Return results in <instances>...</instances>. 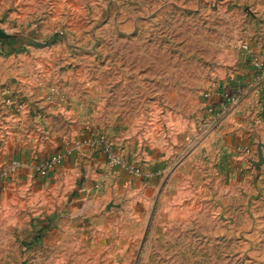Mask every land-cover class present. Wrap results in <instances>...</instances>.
<instances>
[{
  "label": "rangeland",
  "instance_id": "obj_1",
  "mask_svg": "<svg viewBox=\"0 0 264 264\" xmlns=\"http://www.w3.org/2000/svg\"><path fill=\"white\" fill-rule=\"evenodd\" d=\"M253 69L264 0H0V153L103 158L0 164V264H264Z\"/></svg>",
  "mask_w": 264,
  "mask_h": 264
},
{
  "label": "crops",
  "instance_id": "obj_2",
  "mask_svg": "<svg viewBox=\"0 0 264 264\" xmlns=\"http://www.w3.org/2000/svg\"><path fill=\"white\" fill-rule=\"evenodd\" d=\"M249 73V72H248ZM250 74V75H249ZM249 74H246V78L243 77V81H245L244 79H248L247 80V83H242L243 85H245L246 87L242 88V89H239L237 90V88H233L231 92H229V94H231L232 98L233 96L237 98L240 97V95L242 94V91H244L248 86L251 85V84H254L255 82H257V85H254L255 87L260 85L261 84V88H260V91H262L264 93V84L262 85V83H264V79H262L260 82H258V80H260L262 77H264V69L263 70H254L249 73ZM240 79L237 80V82L235 83L237 86H240L241 83L239 82ZM240 83V84H238ZM244 98V101L245 103H249L248 99H246L245 97ZM221 101V96L220 94H216V96H213L212 98H210L209 100V104L212 106V104L214 105H217V107H219V103ZM245 103H241L242 105V108H243V105H245ZM241 105L239 107H237L238 109L241 107ZM214 107V106H213ZM215 108V107H214ZM237 108L230 114V116L227 117V119L221 123V125L217 128V130L215 132H221L222 129L224 128V130L229 126L228 122L234 120V115H235V112L237 111ZM236 120L239 119L237 116H235ZM85 141L86 140H89L90 141V144H92V141H91V137L89 135H86L84 137ZM84 141V142H85ZM88 141V142H89ZM2 145V143H0ZM87 144L89 143H84L83 146L81 147H71V148H68V149H64L62 145L58 146L57 149H55L51 155H44L43 156V159H37V161L35 159H33L31 157L30 154H28L29 152L25 150L24 147H21L20 145H11L10 148H8V150H2V152L0 153V164L3 163V162H9V164H11L10 166L11 167H8V170L10 169V172H13L12 174L14 175H25V174H29L34 168H40L44 163L48 162L51 158H52V155H54L55 153L56 154H59L60 156V163H58V166L60 167L61 165L64 167L66 166L67 164H70L74 158H75V155L78 156L79 153H81V156L83 157H86L87 159H90V157L93 158L91 159L92 161H101L103 158L100 157L101 153H99L97 150H94L93 148L91 149V146H86ZM0 145V146H1ZM65 150V151H64ZM92 151V153H88L89 151ZM100 157V158H99ZM42 161V162H41ZM92 163V162H91ZM64 164V165H63ZM29 172V173H28ZM52 174V170L48 171L47 176L51 175Z\"/></svg>",
  "mask_w": 264,
  "mask_h": 264
},
{
  "label": "built area",
  "instance_id": "obj_3",
  "mask_svg": "<svg viewBox=\"0 0 264 264\" xmlns=\"http://www.w3.org/2000/svg\"><path fill=\"white\" fill-rule=\"evenodd\" d=\"M244 49H248L247 48V45H244ZM109 153V152H108ZM110 155V154H109ZM111 158H112V164H114L113 166L115 165H121L120 163V159H118L116 156H114L113 154L110 155ZM58 159L60 160V157L59 158H56V157H52L48 162L44 163L40 168H38V171L40 173V175L42 176H46L48 171H50V169L52 168V166L55 164L56 161H58Z\"/></svg>",
  "mask_w": 264,
  "mask_h": 264
}]
</instances>
